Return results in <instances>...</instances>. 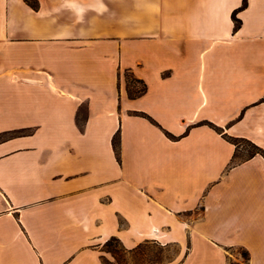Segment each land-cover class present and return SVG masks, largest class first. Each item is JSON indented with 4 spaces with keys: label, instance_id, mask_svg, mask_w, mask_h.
Segmentation results:
<instances>
[{
    "label": "crops",
    "instance_id": "1",
    "mask_svg": "<svg viewBox=\"0 0 264 264\" xmlns=\"http://www.w3.org/2000/svg\"><path fill=\"white\" fill-rule=\"evenodd\" d=\"M37 1L0 0V264H106L112 238L264 264V157L227 139L264 149V0L238 30L243 0Z\"/></svg>",
    "mask_w": 264,
    "mask_h": 264
},
{
    "label": "trees",
    "instance_id": "2",
    "mask_svg": "<svg viewBox=\"0 0 264 264\" xmlns=\"http://www.w3.org/2000/svg\"><path fill=\"white\" fill-rule=\"evenodd\" d=\"M30 6H32L33 8H37L38 7V1L37 0H25ZM248 6V0H243L242 2V5L235 9L232 13V19L234 21V30H238L241 25H242V20L238 17V13L245 9L246 7ZM125 78H126V90H127V93L129 95L130 98H138L142 95H144L147 91V85L146 83L135 77L133 73L131 72H126L125 73ZM140 85L141 87H138L137 85ZM136 115H139V116H142V117H145V118H148L150 121L156 123V121H154V119L152 117H150L149 115H147L146 113L144 112H135ZM243 115V113L240 115L239 118H241ZM204 124H207L217 130H220V128H218L216 125H214L213 123L211 122H205ZM166 134L170 137V138H175L173 135H171L169 132H166ZM2 138V137H1ZM227 139L232 142L233 144H235L236 146V153H235V156H234V163L239 161V150H240V143L241 142H246L248 143V145H250L253 150L251 152H249V154L244 157V159H250L252 158L253 156L257 155V154H260L264 157V149L261 148L260 146H258L257 144L253 143L252 141L248 140V139H245V138H240V137H232V136H227ZM113 145H114V149H115V152H116V155L118 157V159L120 158V133L117 132L114 136V139H113ZM117 240L116 238H112V240ZM118 241V240H117ZM109 242V241H108ZM242 255L244 257V259H248L249 258V254L246 250H243L242 252Z\"/></svg>",
    "mask_w": 264,
    "mask_h": 264
},
{
    "label": "rangeland",
    "instance_id": "3",
    "mask_svg": "<svg viewBox=\"0 0 264 264\" xmlns=\"http://www.w3.org/2000/svg\"><path fill=\"white\" fill-rule=\"evenodd\" d=\"M138 87H141L139 84ZM239 160L246 157L253 148L246 142L240 143ZM105 256L104 262L106 264H155L156 262H169L177 251L176 246L162 248L156 244H144L137 250L136 255L131 259H127L126 253L117 240H110L104 247ZM237 251L242 252V249Z\"/></svg>",
    "mask_w": 264,
    "mask_h": 264
}]
</instances>
